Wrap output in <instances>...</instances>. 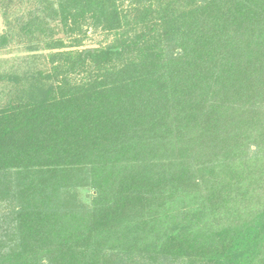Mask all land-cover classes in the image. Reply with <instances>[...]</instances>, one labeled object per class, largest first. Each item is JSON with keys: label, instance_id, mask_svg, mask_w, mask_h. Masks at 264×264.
<instances>
[{"label": "trees", "instance_id": "obj_1", "mask_svg": "<svg viewBox=\"0 0 264 264\" xmlns=\"http://www.w3.org/2000/svg\"><path fill=\"white\" fill-rule=\"evenodd\" d=\"M0 10V264H264V0Z\"/></svg>", "mask_w": 264, "mask_h": 264}, {"label": "rangeland", "instance_id": "obj_2", "mask_svg": "<svg viewBox=\"0 0 264 264\" xmlns=\"http://www.w3.org/2000/svg\"><path fill=\"white\" fill-rule=\"evenodd\" d=\"M21 6L17 4L13 10L16 8H20ZM25 8V7H24ZM27 9V8H26ZM25 9V10H26ZM7 25L5 22V17L0 10V35L6 30ZM86 28V27H85ZM59 38L66 39L67 44H71V40L69 37H65L63 34L58 35ZM112 40V36H108L107 33L99 31H95L93 28H90L85 39L83 40V45L81 49L84 48H99L101 46H105L110 43ZM10 47L6 50H0V63L3 69H8L9 66L13 64H19L20 58H25L26 56L32 54L26 52L23 45H19L18 43H13L9 45Z\"/></svg>", "mask_w": 264, "mask_h": 264}]
</instances>
